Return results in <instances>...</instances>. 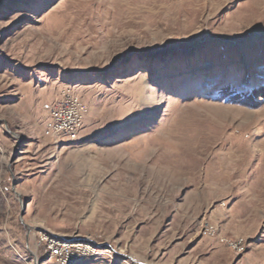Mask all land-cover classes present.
Instances as JSON below:
<instances>
[{"label": "rangeland", "instance_id": "obj_1", "mask_svg": "<svg viewBox=\"0 0 264 264\" xmlns=\"http://www.w3.org/2000/svg\"><path fill=\"white\" fill-rule=\"evenodd\" d=\"M45 237L264 264V0H0V264H58Z\"/></svg>", "mask_w": 264, "mask_h": 264}, {"label": "built area", "instance_id": "obj_2", "mask_svg": "<svg viewBox=\"0 0 264 264\" xmlns=\"http://www.w3.org/2000/svg\"><path fill=\"white\" fill-rule=\"evenodd\" d=\"M72 98L77 97L74 93H65L62 91L60 99L55 104V115H49L48 122H53L52 132L62 137H70V135H76L82 125L77 124V117H80L81 108H75L72 105ZM84 102L82 101V106ZM209 230V229H207ZM211 234L210 231H208ZM53 259L57 263L68 264V259H74L80 257L85 253H94L91 250H80L75 248L60 249L58 247H52Z\"/></svg>", "mask_w": 264, "mask_h": 264}, {"label": "bare ground", "instance_id": "obj_3", "mask_svg": "<svg viewBox=\"0 0 264 264\" xmlns=\"http://www.w3.org/2000/svg\"><path fill=\"white\" fill-rule=\"evenodd\" d=\"M67 93V92H65ZM72 105L75 106V108H81V112H80V117H77V124L78 125H82L83 124V120L84 117L87 113V107L85 105L82 106V102L79 100V98H72ZM50 115H55V106L51 109L50 111ZM53 130V122H51V127L49 129V133L57 135L55 133L52 132ZM73 136V135H71ZM209 231L211 232V235H215V228L213 227H209L208 228ZM41 241L45 244L46 249L49 251V253L51 254V257L53 258V250L52 247H58L60 249H70V248H75V249H80V250H91L94 253H99V250L96 249L94 247V245H90V244H86V243H80V242H67V241H61V240H57L55 238H51V237H45L43 239H41ZM42 243V245H43ZM227 243L231 244V246H233L234 248H237L238 245L241 243H233L232 241H227ZM246 247V246H245ZM97 254H93V253H85L83 255H80V257L74 258V259H68V264H77L80 261L87 259L89 257H94ZM58 264H66V263H58Z\"/></svg>", "mask_w": 264, "mask_h": 264}, {"label": "trees", "instance_id": "obj_4", "mask_svg": "<svg viewBox=\"0 0 264 264\" xmlns=\"http://www.w3.org/2000/svg\"><path fill=\"white\" fill-rule=\"evenodd\" d=\"M223 88H226V87H223ZM227 90H228V89H227ZM222 91L225 92L224 90H222ZM255 92H258V90H256ZM255 92H254V93H255ZM230 93L232 94V92H229V90H228L227 92H225V95H227V94L229 95ZM254 93H253V94H254Z\"/></svg>", "mask_w": 264, "mask_h": 264}, {"label": "crops", "instance_id": "obj_5", "mask_svg": "<svg viewBox=\"0 0 264 264\" xmlns=\"http://www.w3.org/2000/svg\"><path fill=\"white\" fill-rule=\"evenodd\" d=\"M249 212V211H248ZM248 212L245 214H243L242 216H244V218H249L250 217V215L248 214Z\"/></svg>", "mask_w": 264, "mask_h": 264}]
</instances>
